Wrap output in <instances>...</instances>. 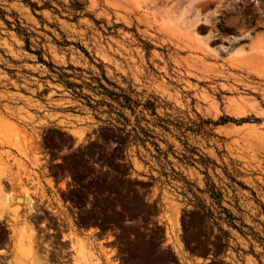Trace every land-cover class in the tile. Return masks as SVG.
Instances as JSON below:
<instances>
[{"label": "rangeland", "instance_id": "1", "mask_svg": "<svg viewBox=\"0 0 264 264\" xmlns=\"http://www.w3.org/2000/svg\"><path fill=\"white\" fill-rule=\"evenodd\" d=\"M263 57L264 0H0V264H264Z\"/></svg>", "mask_w": 264, "mask_h": 264}, {"label": "crops", "instance_id": "2", "mask_svg": "<svg viewBox=\"0 0 264 264\" xmlns=\"http://www.w3.org/2000/svg\"><path fill=\"white\" fill-rule=\"evenodd\" d=\"M129 168L131 171L134 172V175L137 177H145L147 176L146 172H151L154 170V166H142L140 169H137L135 166L132 165L131 156L128 157ZM163 169L166 171L164 175H162V180L156 181L157 184L161 186V188H166L169 194H171L174 200L178 203L188 204L191 208L199 209L200 212L203 214L204 220L208 224H212V204L205 200L202 196H192L187 194L184 187V179L188 178V175L185 174L186 168L184 166H163ZM178 172V174H177ZM59 185V182L56 183ZM261 187V186H260ZM164 210V207H162ZM165 211V210H164ZM170 214L169 210H166ZM159 222V219L156 220ZM164 227L169 229V224L167 223L166 219H162ZM88 232V230H86ZM81 234V233H80ZM172 241H169L166 238V246L167 249L172 253L173 257L177 262L182 264H206L212 261H224L227 258L228 250H224L221 254H216L214 250H212V243H209L206 248L202 250H198L195 252H177L173 244H175V240L171 238ZM85 245V244H84ZM87 248V245H86ZM80 255H83L84 252H88V255L91 260H94L92 255L90 254L91 251L83 248H78L76 250ZM264 257V255H262ZM30 264H32L30 262ZM92 264H98L96 261Z\"/></svg>", "mask_w": 264, "mask_h": 264}, {"label": "bare ground", "instance_id": "3", "mask_svg": "<svg viewBox=\"0 0 264 264\" xmlns=\"http://www.w3.org/2000/svg\"><path fill=\"white\" fill-rule=\"evenodd\" d=\"M184 12H186V11L184 10L183 13ZM257 55L258 54H256V57H258ZM263 59H264V57H263ZM1 192L2 191H1V181H0V194H1ZM16 196H18V199L20 201V204L19 205H16V207L17 206H20V207L32 208L33 203H34L33 198L31 197L30 194H28V192H25L24 189L23 190H20V192H18L17 194H14V193H6V196L3 199H5V201L7 203H9L10 205H15L14 200H15ZM0 197H2V195H0ZM16 207H14V209H17ZM30 252H31V254H33L32 253L33 252L32 250ZM33 255H35V254H33ZM33 258H31V259H33ZM35 258H36V261H35ZM35 258H34L35 264H44V261H43V259L41 257L35 256ZM32 263H34V262L32 261Z\"/></svg>", "mask_w": 264, "mask_h": 264}, {"label": "trees", "instance_id": "4", "mask_svg": "<svg viewBox=\"0 0 264 264\" xmlns=\"http://www.w3.org/2000/svg\"><path fill=\"white\" fill-rule=\"evenodd\" d=\"M223 122L227 121V120H231V118H229L228 116H225L224 118L221 119ZM234 121V120H233ZM240 122H245L247 121V118H241L239 120Z\"/></svg>", "mask_w": 264, "mask_h": 264}]
</instances>
